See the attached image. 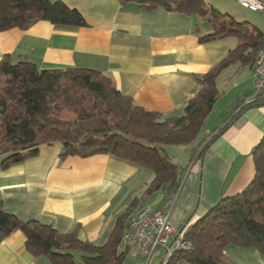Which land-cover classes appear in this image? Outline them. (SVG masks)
Wrapping results in <instances>:
<instances>
[{"label":"crops","instance_id":"0c3cea01","mask_svg":"<svg viewBox=\"0 0 264 264\" xmlns=\"http://www.w3.org/2000/svg\"><path fill=\"white\" fill-rule=\"evenodd\" d=\"M51 1L77 10L85 26L40 21L27 30L0 32V61H25L39 70L100 72L136 106L164 117L181 116L200 91V79L238 45L232 37L200 42L213 29L196 15L142 7L135 1ZM253 60L236 61L216 79L217 98L207 118L214 124L204 129L203 145L212 140L200 156L191 160L190 155L184 169L169 216L175 227L195 222L253 180L252 152L264 135V102L243 106L254 87ZM60 153L59 143L42 145L35 157L0 168V202L6 213L103 245L129 208L128 222L144 208L161 212L172 201V194L162 188L136 205L134 196L144 195L147 187L137 178L144 169L136 165L108 155L60 158ZM24 243L18 231L0 240V264H48L28 253ZM119 251L124 253L122 264H142L135 247L123 244ZM223 254L233 264H264V257L249 248L227 245ZM153 262L159 264V259Z\"/></svg>","mask_w":264,"mask_h":264},{"label":"trees","instance_id":"16d2710c","mask_svg":"<svg viewBox=\"0 0 264 264\" xmlns=\"http://www.w3.org/2000/svg\"><path fill=\"white\" fill-rule=\"evenodd\" d=\"M120 1L196 15L213 29L200 42L235 37L238 45L200 79V91L179 117H164L136 106L100 72L77 68L39 70L25 61L11 64L4 57L0 61L2 170L35 157L42 145L59 143L60 158L108 155L151 171L154 179L144 197L162 188L169 194L178 192L184 169L170 160L163 146L185 147L195 140L216 101L218 75L240 59H254V65L264 45V34L241 24H218L220 14L202 0ZM40 21L60 27L85 26L82 15L60 1L0 0V32L27 30ZM211 140L193 157L200 156ZM252 159L251 183L243 192L222 199L195 222H184L183 238L189 250L176 252L168 264H233L223 254L227 245L253 249L264 257V135ZM130 213L131 208L118 217L103 245H93L78 240L76 232L61 234L36 220H20L6 213L0 202V240L21 232L24 249L48 264H77L75 256L80 257L81 264H122L124 253L119 249L129 229Z\"/></svg>","mask_w":264,"mask_h":264},{"label":"built area","instance_id":"2783aa9c","mask_svg":"<svg viewBox=\"0 0 264 264\" xmlns=\"http://www.w3.org/2000/svg\"><path fill=\"white\" fill-rule=\"evenodd\" d=\"M240 7L257 13L264 24V0H234ZM257 68H264V53L260 57L259 64L252 68L254 87L251 95L246 98V107L264 102V75H257ZM177 193L172 194V201L166 204L164 214L152 213L148 208L144 215L141 230H135L133 247L142 260V264H150L154 259H159L166 254L168 249L183 245V229L186 224L173 226L169 221L170 211L173 206V199ZM134 227V225H133Z\"/></svg>","mask_w":264,"mask_h":264},{"label":"rangeland","instance_id":"374dc122","mask_svg":"<svg viewBox=\"0 0 264 264\" xmlns=\"http://www.w3.org/2000/svg\"><path fill=\"white\" fill-rule=\"evenodd\" d=\"M202 2H204L207 7L216 10L220 14L219 19L217 20L218 24H225L226 26L228 23L241 24L246 26L249 30H258L264 34V24L260 15L240 7L234 0H202ZM199 28H202V26H200ZM215 29L219 31L220 27L216 25ZM205 30L206 28L203 27V31ZM232 38L234 42L237 41V38ZM213 116L215 117L216 115L214 114ZM213 124L214 120L208 121L206 119V121L202 125V130L198 132L195 140L190 145L185 147L163 146V150L169 155L170 160L175 165H177L179 168L185 169L187 167L190 155H192L191 160L195 159L196 157H193V153L199 151L203 143L206 141L203 138L204 129H213L210 128ZM137 178L139 181L146 183L148 186L150 182L154 179V174L149 170H143ZM142 197L143 194H140V192L136 193L133 198H136V205H142ZM130 201L132 202V200ZM131 202H129V205ZM75 261L77 264H81L79 256H75ZM151 264H154V262L152 261Z\"/></svg>","mask_w":264,"mask_h":264},{"label":"bare ground","instance_id":"6f19581e","mask_svg":"<svg viewBox=\"0 0 264 264\" xmlns=\"http://www.w3.org/2000/svg\"><path fill=\"white\" fill-rule=\"evenodd\" d=\"M263 53H264V45H263V48L261 49V51L259 52V54L255 60L253 68H255L259 64L260 57L262 56ZM257 75H264V68H257ZM243 106H246V101H244ZM147 209L148 208H144V209L138 211L137 213H135L134 215H132V217L130 218V221H129V229L122 238L123 244H125L127 246H133V239L135 237V230H141L142 229L143 219L141 217L144 215V213L147 211ZM165 212H166V206L161 212H157V214H164ZM133 225H134V227H133ZM183 233H184V229H183ZM183 245H185V246H177V247H173L172 249H168L166 254L161 258L160 264H168V262L170 261V259L172 258V256L176 252L188 251L189 246L186 243L184 238H183Z\"/></svg>","mask_w":264,"mask_h":264}]
</instances>
